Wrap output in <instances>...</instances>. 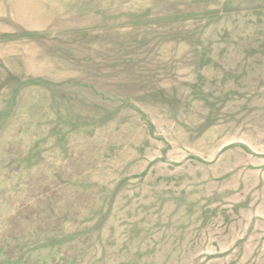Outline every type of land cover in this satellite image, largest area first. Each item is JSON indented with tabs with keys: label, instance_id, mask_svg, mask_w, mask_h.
Wrapping results in <instances>:
<instances>
[{
	"label": "rangeland",
	"instance_id": "obj_1",
	"mask_svg": "<svg viewBox=\"0 0 264 264\" xmlns=\"http://www.w3.org/2000/svg\"><path fill=\"white\" fill-rule=\"evenodd\" d=\"M0 264H264V0H0Z\"/></svg>",
	"mask_w": 264,
	"mask_h": 264
},
{
	"label": "crops",
	"instance_id": "obj_2",
	"mask_svg": "<svg viewBox=\"0 0 264 264\" xmlns=\"http://www.w3.org/2000/svg\"><path fill=\"white\" fill-rule=\"evenodd\" d=\"M260 178H261V176H260Z\"/></svg>",
	"mask_w": 264,
	"mask_h": 264
}]
</instances>
